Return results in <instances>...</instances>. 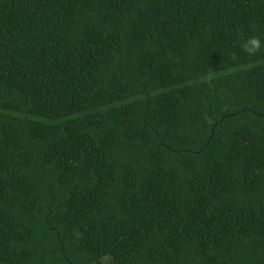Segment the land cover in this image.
Returning <instances> with one entry per match:
<instances>
[{
	"label": "trees",
	"instance_id": "trees-1",
	"mask_svg": "<svg viewBox=\"0 0 264 264\" xmlns=\"http://www.w3.org/2000/svg\"><path fill=\"white\" fill-rule=\"evenodd\" d=\"M264 0H0V264H264Z\"/></svg>",
	"mask_w": 264,
	"mask_h": 264
},
{
	"label": "clouds",
	"instance_id": "clouds-1",
	"mask_svg": "<svg viewBox=\"0 0 264 264\" xmlns=\"http://www.w3.org/2000/svg\"><path fill=\"white\" fill-rule=\"evenodd\" d=\"M262 47L264 45H262L260 38L254 35L249 36L242 44V49L248 56L257 55L261 52Z\"/></svg>",
	"mask_w": 264,
	"mask_h": 264
}]
</instances>
